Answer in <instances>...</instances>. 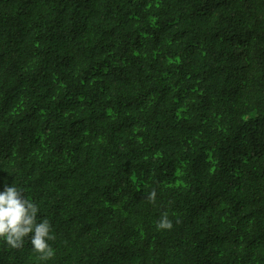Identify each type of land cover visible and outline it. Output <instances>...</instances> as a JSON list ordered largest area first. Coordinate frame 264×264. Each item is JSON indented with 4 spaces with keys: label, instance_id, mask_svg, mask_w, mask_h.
Segmentation results:
<instances>
[{
    "label": "trees",
    "instance_id": "obj_1",
    "mask_svg": "<svg viewBox=\"0 0 264 264\" xmlns=\"http://www.w3.org/2000/svg\"><path fill=\"white\" fill-rule=\"evenodd\" d=\"M13 185L55 255L0 264H264V0H0Z\"/></svg>",
    "mask_w": 264,
    "mask_h": 264
},
{
    "label": "clouds",
    "instance_id": "obj_2",
    "mask_svg": "<svg viewBox=\"0 0 264 264\" xmlns=\"http://www.w3.org/2000/svg\"><path fill=\"white\" fill-rule=\"evenodd\" d=\"M146 198L155 204L157 192L155 189L147 193ZM40 206L24 195V190L13 185L0 192V238L12 249H22L25 246V238L33 233L31 243L38 253L40 261H47L54 257L55 252L50 241H54L51 221L44 218L37 223V213ZM156 227L161 230H171L173 222L167 213L162 214Z\"/></svg>",
    "mask_w": 264,
    "mask_h": 264
}]
</instances>
